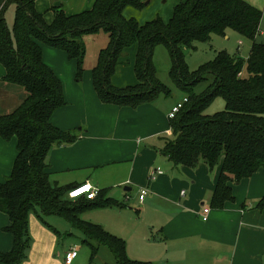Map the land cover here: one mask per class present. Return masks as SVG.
<instances>
[{
  "label": "trees",
  "instance_id": "1",
  "mask_svg": "<svg viewBox=\"0 0 264 264\" xmlns=\"http://www.w3.org/2000/svg\"><path fill=\"white\" fill-rule=\"evenodd\" d=\"M37 0H0V64L5 69L3 81L21 88L26 94L13 112L0 116V138L16 139L17 156L10 175L0 182V212L9 224L3 228L12 236L10 252L0 253L1 264H22L31 245L28 218L55 216L66 221L84 236L90 260L99 246H105L114 264H145L130 260L126 245L100 226L80 219L91 209L113 206L101 199L68 200L72 187H58L49 181L46 157L49 151L70 144L76 133L62 132L51 124L52 115L66 105L61 80L43 61L42 46L62 51L75 62V80L82 78L85 48L83 37L99 32L107 34L108 43L98 53L92 69L94 90L102 104L135 109L154 102L171 91L158 80L153 51L163 45L171 59L170 78L186 93V102L169 119L171 138L160 150L174 166L195 168L203 162L212 169L220 166L210 206L221 209L233 202L232 184L264 173V45L256 41L262 12L243 0H183L173 7L168 21L155 18L138 24L125 18L127 8L141 10V0H95L84 12L68 15L64 4L50 8L47 23L36 10ZM14 5L9 29L5 12ZM232 30L251 41L249 54L218 52L214 59L190 72L182 48L193 49L194 42H209L213 35L224 36ZM134 48V85L116 87L112 78L124 65L126 51ZM195 94L194 87L208 81ZM216 98L224 109L204 114ZM264 207V198L258 203Z\"/></svg>",
  "mask_w": 264,
  "mask_h": 264
},
{
  "label": "crops",
  "instance_id": "2",
  "mask_svg": "<svg viewBox=\"0 0 264 264\" xmlns=\"http://www.w3.org/2000/svg\"><path fill=\"white\" fill-rule=\"evenodd\" d=\"M94 1L68 0L64 8L68 15H74L89 10ZM59 4V0H37L35 7L49 23L53 18L50 8ZM42 54L44 63L61 80L66 102L52 115L51 124L77 135L74 142L49 151V181L72 188L89 183L101 191V199L113 202V206L83 212L81 220L122 239L132 261L264 264V207L258 206L264 198L263 171L232 184L234 201L221 209L212 208L220 166L210 169L203 162L195 168L174 166L161 155L160 150L172 137L168 115L175 105L169 109L157 100L135 109L102 104L93 86L95 66L84 67L77 82L75 62L64 52L42 47ZM5 73L0 64V116L13 112L26 98L21 88L3 81ZM16 144L15 138H0V182L13 169ZM141 189L147 190L142 201ZM204 209H208L206 221L202 220ZM55 223L49 230L35 215L29 216L33 241L22 264L62 262L70 250L63 254L56 250L59 232L55 227L59 223ZM8 224L7 216L0 212V253L12 249V236L3 231ZM93 261L89 256L88 263Z\"/></svg>",
  "mask_w": 264,
  "mask_h": 264
},
{
  "label": "rangeland",
  "instance_id": "3",
  "mask_svg": "<svg viewBox=\"0 0 264 264\" xmlns=\"http://www.w3.org/2000/svg\"><path fill=\"white\" fill-rule=\"evenodd\" d=\"M243 1L258 8L262 12V18L259 31L256 36V41L264 45V0ZM141 2L144 4V7L141 10L127 8L124 12L125 18H134L140 25L157 17L161 18L163 21H168L172 15L173 7L178 4L180 0H141ZM48 17L49 16H47V18ZM13 18L14 5H11L5 12V20L9 29H11ZM83 43L85 48V57L82 67H94L96 65L99 51L105 48L108 43L107 34L101 31L94 35H86L83 37ZM193 46V49H187L185 47L182 48L185 56V62L190 72L195 71L202 64L213 60L215 55L220 51H225L230 55L237 54L242 59H246L249 54L251 41L240 36L232 30H226L224 36L213 35L209 42H194ZM42 47L48 48L46 46ZM50 49L53 50L52 48ZM45 56L46 58H49V55L45 54ZM152 60L156 69V76L158 80L171 91V95L169 97L166 98L162 95H159L156 100L159 103H163V106L171 109L174 105L182 102L186 96V93L177 87L175 82L169 76L171 59L163 45H159L154 49ZM123 61L124 65L120 64L117 67L116 73L112 78V84L116 87L129 86L136 83V78L133 72V47L126 51L125 59ZM208 82L209 80L196 85L194 87L195 94L201 93L206 88ZM223 109L224 101L221 98H216L213 103L205 110L204 114L212 115L222 111ZM44 220L49 227L54 226V224H56L55 222L59 223V225H56L55 227L59 232L57 237L58 249L56 248L59 253L63 254L66 251L75 249L77 251L78 257L73 261L72 264H89L88 259L90 252L88 247L83 244L85 238L79 231L74 230L66 221L55 216L46 217ZM48 229L51 230L50 228ZM29 237L32 242L33 240L30 232ZM92 264H114V258L105 246H99L98 254L94 258Z\"/></svg>",
  "mask_w": 264,
  "mask_h": 264
},
{
  "label": "built area",
  "instance_id": "4",
  "mask_svg": "<svg viewBox=\"0 0 264 264\" xmlns=\"http://www.w3.org/2000/svg\"><path fill=\"white\" fill-rule=\"evenodd\" d=\"M186 102V99L184 98L181 103L176 104L170 111L168 118L172 119L175 114L181 109L183 103ZM157 173H160V171H157ZM99 191L98 189L94 188L89 183L80 184L78 186H75L71 188L67 194L66 198L69 200H76L79 198H85L87 200H93L97 195ZM139 200H143V198L147 194L146 189H141L139 191ZM183 194V192H182ZM204 216L202 217L203 221H206V214L208 213V209H204ZM77 257V251L75 249H71L69 252H67L60 264H72L74 259Z\"/></svg>",
  "mask_w": 264,
  "mask_h": 264
}]
</instances>
